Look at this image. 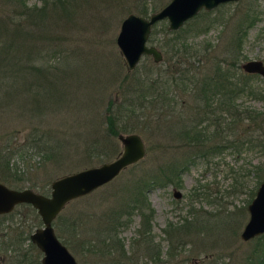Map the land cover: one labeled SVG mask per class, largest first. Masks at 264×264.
Returning <instances> with one entry per match:
<instances>
[{
	"label": "rangeland",
	"instance_id": "374dc122",
	"mask_svg": "<svg viewBox=\"0 0 264 264\" xmlns=\"http://www.w3.org/2000/svg\"><path fill=\"white\" fill-rule=\"evenodd\" d=\"M167 1L88 0L80 5L75 21L69 22L72 24L70 26L65 12H61L63 16H59V23L50 24V38L25 36L23 31L28 29L35 32L36 25L24 18L20 17L16 26L9 23L11 26L8 30L16 32L11 48H17V51L10 50L15 53H11V57L20 71L4 74L8 66L5 65L6 60H0L3 67L0 91L10 89L5 83L7 77L10 82L13 76L16 79L12 84L15 88V105L7 108L0 102V153L8 151L4 148V139L11 137L14 144L21 143L36 129L37 133L44 130L49 132L61 155L55 161L29 152L9 157V164L16 166V176L24 181L25 187H29L27 184L31 182L34 185L29 188L48 194L52 179L109 161L118 155L122 146L116 136L109 135L105 130L104 108L109 98L115 99V106L125 98L121 79L126 70L115 44L119 22L128 12L140 14L138 9L144 5L146 11L140 15L147 16ZM25 3L31 5L40 2L25 0ZM6 8L9 6L0 1V18ZM209 11L207 14L198 11L180 26L183 28L180 34L193 46L190 49L192 54L184 59L164 55L160 44L169 37L162 33V28L167 25L166 20L152 25L147 43L159 48L163 58L154 62L150 55H142L128 72L125 85L131 86L128 88L132 93V86L136 83L142 82L147 87L153 79H157V89L153 90L166 96L155 104L146 101L147 105L142 109L147 117L145 120L124 110L116 123L117 129L122 123L134 125L133 129H120L119 132L134 131L140 134L145 146L143 157L135 164L124 167L108 182L69 200L52 221L55 234L78 264L111 262L113 252L109 255L98 252V248H105L103 243H98V225L103 223L104 213H108L124 198L123 188L131 184L132 178L149 179L161 165L174 159L184 164V168L173 177L172 182L149 185L144 191L153 210L149 220L152 247L148 244L147 251V244L139 243L137 251L134 241L141 222L136 212L118 227L117 236L129 255L126 264H133L136 256L137 264H157L154 261H161V264H204L209 259H217L219 264H243L245 254H250L257 239L254 236L242 240L239 233L248 217L246 205L262 180H258L257 170L261 172L264 168V148L256 140L251 143L243 141L249 135L247 133L254 134L256 131L249 129L244 120L232 126L231 115L227 110H221L222 107L207 113L197 109L193 99L196 85L190 79H200L206 73H213L217 64L220 72H228L233 76L231 79H238L243 72L240 64L244 60L255 58L264 62V0L227 1ZM246 15L253 17L254 22L241 37L239 45L232 49L230 36L238 20ZM210 17L214 18V22L200 32ZM51 19L53 21L54 16L51 15ZM27 49L37 52L33 63L40 67L55 66L49 73L51 75L43 77L33 73L31 79L23 66V63L30 61L28 56L26 58ZM230 53L235 55L233 61ZM7 57L8 60L11 58ZM98 58L109 59L103 71L98 68ZM162 80L167 81L165 90L160 87ZM248 81L253 89L264 87V81L257 73ZM55 94L59 98L54 99ZM30 96L37 105L30 102ZM234 102L238 110L250 108L264 111V100L253 93L242 92ZM31 104L36 109L30 107ZM122 107L113 109L118 111ZM200 118L201 121L193 126L203 129L209 138L203 147H198L200 150L195 146L193 155L188 152L194 147L178 143L172 131L182 125L187 127ZM98 143H103L107 149L98 152ZM91 146L97 149L91 151ZM257 166L260 168L256 170ZM8 186L13 187V184ZM174 189L180 192L179 196L172 194ZM189 208L197 213L194 222H200L201 226L193 227L182 243L183 236L177 234L170 237L174 232L168 230L169 234L164 228L169 223H179L183 216L191 217ZM40 225L39 215L30 204L19 203L11 211L1 213L0 264H40L41 252L34 244L32 253L28 255L31 242L24 233L28 229L30 233ZM16 231H20L22 236L18 241L20 234H17L16 241L12 243L20 254L17 260L14 259L15 253L6 247V242L13 240L10 237L15 236ZM260 239L264 241V235ZM167 249L172 255L166 253ZM132 250L137 253H131ZM156 255L160 261L154 257Z\"/></svg>",
	"mask_w": 264,
	"mask_h": 264
},
{
	"label": "trees",
	"instance_id": "16d2710c",
	"mask_svg": "<svg viewBox=\"0 0 264 264\" xmlns=\"http://www.w3.org/2000/svg\"><path fill=\"white\" fill-rule=\"evenodd\" d=\"M7 4L9 8H6V12L2 15V18H0V60L4 59L5 65L8 66V68H5V73H13L16 74V71H20L19 66L17 65V62L14 63L13 58L11 57V53L13 50L12 44L14 42L15 38V31H9L8 27L11 26L9 23L13 24L14 26L18 25L19 20L21 18H24L25 20L30 21L32 24L36 25L35 32H32L31 30H24L25 36L27 37H34L37 36L39 38H50L51 32H50V24L54 25L55 22L58 21L59 23V16L62 15L61 12H65L66 17L65 19L68 20V26L72 25L69 22H74L76 17V11H78L80 5L84 2H88V0H39V4H31L28 5L25 3V0H0ZM145 6V5H144ZM138 9L139 13H145L146 6ZM200 11V10H199ZM203 14H207L210 12L209 10L201 9ZM51 15L54 16V19L52 21ZM201 15V13H200ZM23 16V17H22ZM63 16V15H62ZM21 17V18H20ZM188 20V19H187ZM214 22V18L210 17L208 18V21L204 24L200 30V32L206 30L209 25H211ZM254 20L253 17H247V15L243 18L238 20L236 24V28L232 33V36H230L231 40V48L235 49V46L237 47L239 43L241 42V37L246 34L247 29L253 24ZM57 23V24H58ZM38 28V31H37ZM183 32V28L179 27L177 29L173 30H167L165 27L162 28V33L166 36H169L166 38L165 41H163V44L160 46L162 47L164 51V55L166 57L172 58L174 55H176V59H184L187 57V55H191L190 49L193 48V46L188 42L184 40V37H182V34L180 32ZM19 35V33H17ZM183 38V39H181ZM6 40V41H5ZM12 40V41H11ZM2 41V42H1ZM32 46V45H31ZM30 47V46H29ZM17 48L13 51H17ZM231 50V49H230ZM33 52V53H32ZM194 52V51H193ZM41 53V52H40ZM101 52H98L100 54ZM2 54L4 55L2 58ZM11 57L8 60V57ZM15 54L14 52L12 53ZM26 58L29 57L30 61H26L23 63L24 71L26 70L28 74L31 75V79L33 76V73L35 74H41V76L45 77L49 74L52 70L55 69V66L53 68L47 67H40V65H37L33 63L34 55L37 54V52L34 51V49L26 50ZM33 56V57H32ZM163 56V55H162ZM234 54L230 53V57L232 58V61L234 60ZM99 57V56H98ZM163 58V57H162ZM175 59V58H174ZM109 59H103L98 58V68H100L102 71L107 65V62ZM234 65V64H233ZM2 64L0 62V74L2 73ZM49 69V70H48ZM47 70V71H46ZM132 70V69H131ZM129 70V71H131ZM129 71H125V74L123 75L121 82L122 86L121 89H123V92L125 93V98L123 101H120L119 104L115 106V99L109 98L105 104V130L109 135L116 136L117 133H120L119 130H129L133 129L134 125H127V123H122L120 126V129H117V121L120 119L119 114L121 112L129 111L130 113H134V116L136 118H141L142 120L146 119L145 113H143L144 107H146L147 102L152 103H158L159 99L164 98L166 95L164 93L155 92L153 89H157V79H153V81L150 82L149 86L144 87L143 83L140 82L139 84L136 83L132 86V93L131 89L125 85V79ZM227 71V70H226ZM226 74V73H225ZM222 72H220V67L217 64L215 66V70L213 73L209 74L206 73L204 76H201L200 79H190L192 82L195 83L196 89L194 91L193 99L196 101L195 106L198 107L202 112H212L215 108H221V110H227V112L231 115L230 120L232 126L233 123H241L246 122V126L249 127V129L256 131L253 133H247V137L243 139L245 142H252L257 141L259 143V146L261 148H264V111L263 110H252L250 108H243L241 110H238L236 103L234 102L235 98L242 92H249L253 93L254 95L262 98L264 100V87L262 88H256L253 89L250 86L249 79L253 74L255 73H248L243 71L240 75L241 78L238 79H231L233 76H230L227 72L225 75ZM7 75V74H6ZM56 74H53L54 76ZM7 77V76H4ZM13 80L10 82L9 78L7 77L5 79V83L8 84V90H1L0 91V102L5 107L9 108L10 105H15L16 103V97H14V87L12 86L13 82H15V77L13 76ZM1 82H3L1 80ZM166 80H162L160 82V87L162 90H165V84ZM14 88V89H13ZM253 89V90H252ZM51 93H54L53 90H51ZM55 94L54 99L56 97L59 98V96H56ZM134 95V97H132ZM129 96V97H127ZM43 97V96H40ZM145 98H147L145 100ZM30 102L34 103L35 105V99H33V96H30ZM165 102V101H164ZM214 102V103H213ZM122 107V109L115 111L113 109L116 108L119 109V107ZM30 107L36 109V106H33L32 104ZM244 120V121H243ZM200 120H195L190 125H182L179 126L178 130L172 131L176 141L178 143H181V145L186 146H193L194 149H189L190 154L195 153L196 147H203L204 142L209 138V136L206 135L203 129H195L194 124L198 123ZM230 122V121H229ZM228 122V124H229ZM230 129V127H229ZM34 132H30V135L24 138V141L21 143H15L11 139V137L4 139L5 145L4 148H6L8 151L7 153H0V180L4 183L13 184V187L21 188L24 187V181L18 180L19 177L16 176V166L13 165V163L9 164V157L13 156L14 154H19L20 156L24 153L29 152L31 153H39L43 157V159H53L54 161L57 160L59 157H61L59 151L56 149L54 143L52 142V137L47 133V130L41 131V133H37L36 129H33ZM205 133V134H204ZM236 140V139H233ZM250 142V143H251ZM58 146V145H57ZM196 146V147H195ZM2 147H0L1 149ZM59 148V146H58ZM92 149V150H91ZM97 148L94 146L90 147L91 151H95ZM107 149V146H105L103 143H98V152L104 151ZM199 149V148H198ZM200 150V149H199ZM135 164V163H132ZM11 165L13 167H11ZM184 168V164H179L176 159L172 162L165 163L161 165L158 168V171H156L154 174L149 176V179H144L145 177H137V179L132 178L131 184L127 187L123 188V191L125 193L124 198H122L111 210H109L108 213H104V219L103 223H100L98 225V243L101 242L104 244L105 248L101 249L98 248V252H101L102 254H105V252L109 255L113 252V259L109 264H126V260L129 258V255L126 254V249L123 247V242L121 239L117 236V230L118 227L122 224H125L128 221V217L133 212H136L140 217L141 227H138L136 230L137 238L135 239L134 243L138 246L139 243H145L152 247L150 244L152 241L151 235H150V223L149 220L152 216L153 210L148 202V200L145 197L144 191L149 185L154 184H166L168 182H172L173 177L177 176L180 171ZM260 167H256V170ZM262 171L259 172L257 170V178L258 180L264 178V168L261 169ZM12 174L14 176H12ZM16 176V177H15ZM29 187H32L34 184L31 182L27 184ZM28 204V203H25ZM29 205V204H28ZM188 213L191 214V217L183 216L179 223H169L167 226H165L164 230L168 232V230L173 231L174 233L171 234L168 232L171 236H176L177 234H180V236H183V242L184 243V237L188 236L192 229L198 228L201 226L200 222H194L197 220V213H195L193 210L190 211V208L188 210ZM5 214V213H3ZM194 218V219H193ZM173 224V225H172ZM75 231V230H74ZM17 232V231H16ZM23 233V232H22ZM25 236H28L27 230L24 232ZM27 233V234H26ZM17 234H20V231L15 233V236L10 237L13 238L9 239V241L6 242V247L12 251V253H15V260L19 257V252L17 247H13L12 243L16 241ZM168 234V235H169ZM261 235H264V233L255 236L254 238L257 239L256 242L253 244V248L250 251V254H245V257L243 258L244 263L243 264H262V261L264 259V241H262ZM22 238L21 234L18 237V241ZM17 241V243H18ZM31 242V241H30ZM29 249L27 250L28 255L32 253L31 248L33 246V243H29ZM263 245V248L261 249ZM156 246V245H154ZM36 247V246H35ZM149 249V246L147 247V251ZM7 250V249H6ZM104 250V251H103ZM137 253L135 250L131 253ZM166 253L168 255H172L169 249H167ZM129 254V253H128ZM151 256V254H149ZM153 257V256H152ZM157 260L160 261L158 258V255L154 256ZM13 259V260H14ZM31 261V259L29 260ZM138 256H136L133 264H137ZM217 259H209L204 264H219L217 262ZM11 262V261H10ZM157 264H161L154 261ZM9 264V262H7Z\"/></svg>",
	"mask_w": 264,
	"mask_h": 264
},
{
	"label": "water",
	"instance_id": "95a60500",
	"mask_svg": "<svg viewBox=\"0 0 264 264\" xmlns=\"http://www.w3.org/2000/svg\"><path fill=\"white\" fill-rule=\"evenodd\" d=\"M227 1L235 0H168L147 16L133 12L125 14L120 19L115 35V44L122 56L125 70L133 69L142 55H150L154 62L162 59L161 50L147 43L155 22L165 19L168 30L177 29L199 10H210ZM240 67L245 72L257 73L264 81V62L261 59L244 60ZM116 137L122 146L117 156L52 179L48 194L25 186L11 187L0 181V214L11 211L16 204L28 203L39 215L41 225L35 227L28 237L41 252L40 264H78L55 234L52 226L54 217L69 200L108 182L124 167L143 157L145 146L139 133H117ZM172 194L177 197L180 192L174 189ZM246 209L248 217L239 233L242 240L264 232V178L258 183Z\"/></svg>",
	"mask_w": 264,
	"mask_h": 264
}]
</instances>
